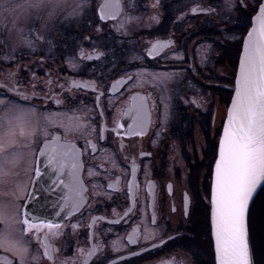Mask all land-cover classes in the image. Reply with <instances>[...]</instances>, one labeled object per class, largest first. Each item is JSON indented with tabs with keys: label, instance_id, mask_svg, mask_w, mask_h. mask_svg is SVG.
<instances>
[{
	"label": "flooded vegetation",
	"instance_id": "1",
	"mask_svg": "<svg viewBox=\"0 0 264 264\" xmlns=\"http://www.w3.org/2000/svg\"><path fill=\"white\" fill-rule=\"evenodd\" d=\"M102 1L85 0L74 15L66 7L57 9L45 25L33 24L35 10L21 14L18 24L33 41L31 47L21 42L11 22L0 26V56L7 52L13 57L0 59L1 98L25 110L35 109V115L28 113L26 118L33 126L39 119V126L48 128L47 139L59 134L82 152L80 178L87 203L81 212L57 215L66 191L60 179L68 177L58 178L42 161L40 177H35L36 165L27 175L25 185L31 196L22 197L21 207L30 217L62 225L61 235L51 238L58 249L55 264L71 257L82 264L77 249L87 252L89 231L92 242L99 245L91 264H215L209 218L212 170L242 41L257 0H245L247 7L241 0H231L235 8L226 0H119L118 19L104 21L100 19ZM194 7L202 11L193 13ZM27 15L31 25H23ZM129 16L135 19L123 29L113 27ZM157 40L172 44L149 56L147 50ZM81 50L93 59L81 57ZM97 52L102 55L96 57ZM133 56L139 58L133 60ZM137 70H141L139 77ZM130 75L133 80L126 83ZM118 80L122 82L113 87ZM14 85L15 91H10ZM133 94L146 97L151 123L143 136L127 135L131 120L121 116ZM52 113L57 115L50 125L44 115ZM69 117L74 118L73 124L85 122L88 127L65 134L60 125L67 124ZM117 123L123 125L119 134L114 131ZM39 134L28 147L27 137L17 136L16 150L30 159V149L38 153L43 143ZM86 140L95 147L86 145ZM72 224L78 227L73 229ZM13 229L22 230V225L15 224ZM134 231V242H129L127 237ZM146 234L151 238L145 239ZM23 243L29 248L26 264H51L44 258L32 260L43 256L32 233L23 235ZM249 247L252 264H262L257 252L253 254L250 236ZM0 257L19 264L17 257L3 249Z\"/></svg>",
	"mask_w": 264,
	"mask_h": 264
},
{
	"label": "snow or ice",
	"instance_id": "2",
	"mask_svg": "<svg viewBox=\"0 0 264 264\" xmlns=\"http://www.w3.org/2000/svg\"><path fill=\"white\" fill-rule=\"evenodd\" d=\"M226 2L231 8H235L231 0ZM84 3L85 0H80L76 4L69 3V0H24V3L20 4L15 3L14 0H0V26L7 27L11 21L21 42L31 47L33 41L23 35L25 30L18 24L21 14L32 10L39 13L47 9V15L51 18L57 9L66 7L71 10L69 15H74L77 9L82 10ZM241 3L244 7L248 6L245 0H241ZM257 5V8H253L255 14L251 16V27L243 38V50L240 53L239 70L235 80V94L228 108L212 174L211 230L215 241L216 264H252L247 217L250 212V202L254 200L258 186L260 191H264V0H257ZM121 10L119 0H106L100 8V19L102 21L117 20ZM192 11L196 13L202 10L194 7ZM36 19L39 20L40 16L37 15ZM133 19L135 17H126L113 27L120 31L125 23ZM152 19L156 20L157 17L154 16ZM171 44V40L154 41L147 50L148 55L159 54ZM100 55L102 53H95L96 57ZM80 56L89 60L93 59V55L86 56L83 50ZM11 58L13 57H10L7 52L0 56V59L4 61H9ZM138 58L132 57L133 60ZM140 75L141 70H137V76ZM132 80L133 77L130 75L126 83H131ZM121 82L116 81L113 87ZM47 83L51 85L52 82L49 80ZM73 86L80 85L73 82ZM10 91H15V85ZM2 96L3 93H0V97ZM129 100L130 103L121 112V116H127L131 120V123L127 125L126 134L143 136L151 123L146 97L133 94ZM56 103L59 104L60 101L57 100ZM193 103L196 101L194 100ZM0 106H3L0 108V197L12 198L11 200L0 199V225H3L0 228V249L11 252L17 257L19 264H26L29 248L23 243V235L32 233L43 250L42 257L33 256L32 260L44 258L51 264H55V253L58 249L51 243V238L61 235L62 225L38 216L30 217L28 212L22 209L21 205L24 203L22 197L25 195L30 197L31 192L27 191L25 183L19 177L22 174L29 175L34 165H36L35 177H40L42 171L38 165L41 161L45 167L52 169L58 178L66 174L67 180L60 179L66 191L62 198L63 202L57 205L61 209L57 215L66 212L67 217H71L74 213L81 212L87 203L84 195L86 189L80 178L82 152L74 142L62 138L59 134H53L51 140L47 139L50 135L48 128L40 127L39 119L33 126L32 122L26 118L28 113L35 115V109L25 110L8 98L0 99ZM55 115L57 114H45L44 120L50 125L54 124L52 117ZM73 119L69 117L67 124L60 125L65 134L70 131L79 132L88 127L85 122L73 124ZM122 127V124L117 123L114 131L119 134V129ZM94 131L93 128V134ZM37 132L44 137L43 143L38 153L30 149L31 158L25 160V153L15 148L18 143L17 135L27 137L28 144L25 147H28L34 141ZM103 132L104 127L101 125V139H104ZM85 144L95 147L91 145V141L86 140ZM22 165L26 166L22 168ZM134 173L135 164L133 163ZM92 174L93 169L90 168L89 175ZM35 177L32 183H35ZM149 188L151 189V185ZM188 205L189 198L185 194V215H187ZM96 219L93 218L89 229L93 227ZM15 224L22 225V230L13 229ZM72 227L76 229L78 225L72 224ZM44 229L47 231L41 236L40 233ZM21 231V235H16ZM135 235V231L129 234L128 241L134 242ZM92 238L93 233L89 231L90 247L87 252L83 248L77 249L79 256L83 257L82 264H91L94 254L98 251L99 245L93 243ZM149 238H151L150 235L146 234L145 239ZM113 248H118L117 241L113 242ZM0 264H15V261L8 257H0ZM60 264H76V257L65 258L60 261Z\"/></svg>",
	"mask_w": 264,
	"mask_h": 264
},
{
	"label": "rangeland",
	"instance_id": "3",
	"mask_svg": "<svg viewBox=\"0 0 264 264\" xmlns=\"http://www.w3.org/2000/svg\"><path fill=\"white\" fill-rule=\"evenodd\" d=\"M47 12H48L47 9L42 10L39 13L35 11V20H34L35 23L33 24L34 25H45V23H47L49 19ZM37 15L40 16L39 20L36 19ZM31 21L32 19L30 18V16H28V19L26 18L23 19V25H31L30 24ZM9 25H12V24L9 23ZM42 47H45V46H42ZM42 47H39V48H42ZM1 80H2V77L0 75V85H2ZM12 96H15V95H12ZM0 99L2 98L0 97ZM21 108L25 109V107H21ZM43 127H46V126L44 125ZM39 136H42V135L39 134ZM28 159H29V156L25 155V160H28ZM25 166L26 165H22L21 167L23 168ZM19 179L24 183L28 181L27 176L23 174L19 177ZM248 229H249V236L251 239V247H252L253 254L254 252L255 253L257 252L260 261L263 262L262 264H264V191H260L259 193H257V196H255L253 203L250 206V212L248 215Z\"/></svg>",
	"mask_w": 264,
	"mask_h": 264
},
{
	"label": "water",
	"instance_id": "4",
	"mask_svg": "<svg viewBox=\"0 0 264 264\" xmlns=\"http://www.w3.org/2000/svg\"><path fill=\"white\" fill-rule=\"evenodd\" d=\"M106 2V0H103L102 1V3H101V5H103L104 3ZM101 5H100V8H101ZM250 27H251V25H250ZM250 27H249V29H250ZM248 29V30H249ZM248 32V31H247ZM247 32H246V34H245V36L247 35ZM244 36V37H245ZM242 50H243V41H242V46H241V51H240V53L242 52ZM239 57H240V55H239ZM238 70H239V59H238V64H237V69H236V73H235V78H234V87H233V91H232V97H233V95L235 94V80H236V75H237V73H238ZM232 97H231V100H232ZM230 105H231V101H230ZM226 119H227V117H226ZM226 121V120H225ZM223 134V129H222V133H221V135ZM221 135H220V137H221ZM219 140H220V138H219ZM218 147H219V141H218V146H217V153H216V156L218 155ZM214 166H215V161H214V165H213V170H212V174H213V171H214ZM47 168V167H46ZM46 170V169H45ZM47 172V171H46ZM211 182H212V180H211ZM44 189H45V191L47 192V187H44ZM259 192V186H258V190H257V192L254 194V198H255V196L257 195V193ZM31 200V199H30ZM252 202L253 201H251L250 202V206H251V204H252ZM209 218H210V228H211V189H210V210H209ZM247 223H248V217H247ZM211 238H212V243H213V250H214V259H215V241H214V238H213V236H212V230H211ZM250 248V247H249ZM215 264H216V259H215Z\"/></svg>",
	"mask_w": 264,
	"mask_h": 264
}]
</instances>
